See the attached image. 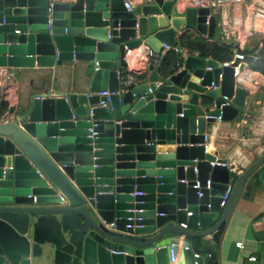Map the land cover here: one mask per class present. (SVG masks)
<instances>
[{
	"label": "water",
	"instance_id": "1",
	"mask_svg": "<svg viewBox=\"0 0 264 264\" xmlns=\"http://www.w3.org/2000/svg\"><path fill=\"white\" fill-rule=\"evenodd\" d=\"M174 1L142 0L128 11L123 0L51 8L49 0H0V68L72 60L94 67L89 92L38 93L0 120V264L43 256L51 264H166L171 250L177 264L200 263L205 252L214 262V251L196 239L220 230L249 173L259 170L264 186V153L233 185L234 171L210 165L207 126L219 114L239 118L250 94L232 66L192 55L179 71H164L162 56L140 85L121 86L118 78L127 48L175 46L183 28L214 37L209 7L179 15ZM101 90L111 93L106 106L98 104ZM222 96L228 103L220 109Z\"/></svg>",
	"mask_w": 264,
	"mask_h": 264
},
{
	"label": "crops",
	"instance_id": "2",
	"mask_svg": "<svg viewBox=\"0 0 264 264\" xmlns=\"http://www.w3.org/2000/svg\"><path fill=\"white\" fill-rule=\"evenodd\" d=\"M137 1L139 0L134 3ZM247 1V4L241 1L232 8L220 7L218 9L222 21L224 19L232 23V27L225 28L228 36L226 38L220 39L216 37V33L213 38H208L195 29L186 31L203 37L209 42L242 45L244 43L243 28L252 27L253 34L257 33L256 43H259L264 40V15L258 14L255 9L264 10V0ZM180 33L183 32L176 34L178 38ZM250 42L251 45L256 44H252V38ZM89 64L86 61L72 60L52 68L37 65L10 69L1 67L2 76L5 70L10 72V79L3 81L0 92L3 101L8 105L4 112L10 115L11 109L16 110L27 105L31 96L38 93L87 92ZM149 65L150 62L146 64L142 76L143 83L150 78ZM238 81L250 94V103L243 110V114L234 121H215L207 126L205 151L229 162L230 169L236 175L231 181L233 185L238 176L264 153V75L251 69L249 62L248 65H243ZM11 117L13 116H9ZM257 171L259 170L252 171L241 180L220 230L204 238L196 239L198 247L211 248L214 251L216 264H264V186L256 179ZM233 185L223 208L229 201ZM187 213L189 215L190 211ZM221 215L222 212L218 214L214 223L220 219ZM216 233H220L218 239L215 238ZM238 242L242 245L238 246ZM201 256L206 263L211 262L209 252ZM251 256H255L256 260H250Z\"/></svg>",
	"mask_w": 264,
	"mask_h": 264
},
{
	"label": "built area",
	"instance_id": "3",
	"mask_svg": "<svg viewBox=\"0 0 264 264\" xmlns=\"http://www.w3.org/2000/svg\"><path fill=\"white\" fill-rule=\"evenodd\" d=\"M75 1L76 0H49V5L51 8V6L54 3H73ZM134 1H136V0H123L124 8L129 11L134 6V4L140 3L142 0H139L136 3H134ZM149 1H152V0H149ZM241 1H244L246 3L247 0H175L174 4H173V13L181 15L189 7L197 8V7L206 6V7L210 8L209 15H215L216 13H218V9L220 7H231L232 8L236 3L241 2ZM255 10L257 11L258 14L264 15V10H261V9H255ZM223 26H224V28L229 29V27H232V23L229 22L228 20L223 19ZM243 29H244L243 30V35H244L243 41H244V43L242 44L243 46L234 44L232 47L233 57L230 60H227L224 62L217 61L218 65L221 67L232 66L233 75L238 80H239V74L243 68V65H248L249 62H257L259 60L264 62V55H261L258 53V48H259V45L262 41L259 42L257 46L251 45V42H250V39L252 38V36L257 34V33L253 34L254 29H252V27H249L247 29H246V27H244ZM186 30H187L186 28H183V29L179 30L178 32H185ZM180 34H182V33H180ZM177 39H179V38L177 37ZM247 47L248 48H255L256 47V48L252 54L247 55L243 52V49L247 48ZM168 53H175L180 57L181 61L175 64V69L177 71H179L183 68V61L188 56L192 55V56L200 57L198 51L190 50V49L185 48V47H181L178 43L175 46L163 45L161 50L158 52L154 51L152 48H150L149 46H147L144 43H142L139 46L132 48V49L127 48L125 55H124L125 66L121 67L118 70V78L120 80L121 86H126V85H130V84H134V85L143 84L144 79L142 76L145 72L146 64L150 62L156 66L160 63L162 56H165ZM205 59H209V58H205ZM236 60L238 61V63L234 64ZM5 69H7V68H5ZM95 69H97V67H95ZM206 69L211 70L212 67L208 66V67H206ZM9 79H10V72L9 71L5 70V73L3 74V76L1 73V85H2L3 81L6 82ZM220 79H221V74H219V80ZM211 87L213 89H215V85L213 82L211 83ZM149 90L151 91V88ZM98 94L102 97H106L105 99H100L98 104L100 106H106L111 93L108 90H101ZM222 98L227 102L220 104V109L222 106H224L225 104L228 103V98L226 96H222ZM0 100H3V96L1 95V93H0ZM8 115L9 114H7V112L4 113L3 115L0 116L1 117L0 120L3 122L8 121L9 120ZM209 117H213V116H209ZM214 118L216 119V121H222L221 120V114L215 116ZM210 165L211 166L221 165V166H226V167L230 168L229 162L224 160V159H221L219 157H216L215 160L211 161ZM194 172L197 173L196 168H194ZM181 181L184 182L185 180H181ZM210 183H211L210 180L206 181V187L207 188L210 186ZM193 187L196 189L200 188V184H199L198 180H195V184L193 185ZM229 192H230V186L225 193L223 201L220 203V205L222 207L225 206V204H226V198H227ZM197 193L199 196H201V193L199 191ZM133 195H142V192H136L135 191L133 193ZM130 211H142V210L133 209ZM189 215H191V212ZM128 219H132V218H128ZM136 219L141 220V218H136ZM181 225L183 227L186 226L184 223H182ZM237 245L241 246L242 243L238 242ZM185 249H188V247L186 246ZM195 256L199 258L200 254L195 253ZM249 259L250 260H256V257L251 256V257H249ZM166 264H177V258L174 255L173 250L170 251V258ZM195 264H206V262L203 260L200 263L195 262Z\"/></svg>",
	"mask_w": 264,
	"mask_h": 264
},
{
	"label": "trees",
	"instance_id": "4",
	"mask_svg": "<svg viewBox=\"0 0 264 264\" xmlns=\"http://www.w3.org/2000/svg\"><path fill=\"white\" fill-rule=\"evenodd\" d=\"M178 44L181 47L199 52L201 58H212L219 62L230 60L233 57L232 47L234 43L226 42H209L203 37L197 36L189 31L183 32L178 39ZM258 43L255 44L257 46ZM256 48V47H255ZM255 48H244L243 52L250 55ZM180 57L175 53H168L165 55V60L162 66L164 71H167L170 66H174L180 62ZM251 69L259 71L264 75V62L259 60L257 62H250ZM7 102L0 100V113L2 114L7 109ZM220 233H216L215 238L218 239ZM206 264H210V261ZM211 264H216L215 261Z\"/></svg>",
	"mask_w": 264,
	"mask_h": 264
},
{
	"label": "rangeland",
	"instance_id": "5",
	"mask_svg": "<svg viewBox=\"0 0 264 264\" xmlns=\"http://www.w3.org/2000/svg\"><path fill=\"white\" fill-rule=\"evenodd\" d=\"M217 27H216V37H220V39H223L224 37H227V31L225 30L223 26V21L221 18L220 13L215 14ZM257 36H252V44L256 43ZM92 73V65L89 64V68L87 69V74L90 76ZM32 264H51V258H45L43 257H32Z\"/></svg>",
	"mask_w": 264,
	"mask_h": 264
}]
</instances>
